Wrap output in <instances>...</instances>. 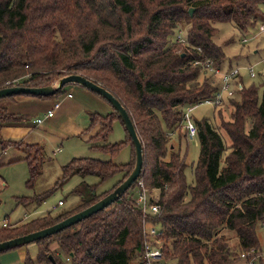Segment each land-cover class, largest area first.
<instances>
[{
  "label": "trees",
  "instance_id": "16d2710c",
  "mask_svg": "<svg viewBox=\"0 0 264 264\" xmlns=\"http://www.w3.org/2000/svg\"><path fill=\"white\" fill-rule=\"evenodd\" d=\"M262 20L264 0H0V88L46 85L65 74L81 73L112 91L128 109L144 150V169L120 198L36 240L38 253H27L24 264H146V222L162 228L158 238L166 264H236L243 259L241 252L262 250L257 226L264 222V90L260 93L257 84L246 87L240 74V97L237 91L214 106L215 121L193 118L201 149L194 181L187 180L185 157L171 141L175 133L179 139L191 137L181 131L185 109L218 89V77L205 62L224 70L239 65L233 64L238 54L229 56L224 45L215 42L216 23L256 33ZM180 32H185V41L177 40ZM259 74H264V61ZM63 88L40 96L60 95ZM22 117L0 106V131L1 123ZM115 119L121 121L114 107L106 115L93 112L83 131L99 126L87 141L110 159L73 157L53 187L32 198L44 200L74 174L96 175L103 181L122 173L114 185L92 195L96 184L83 181L84 187L73 190L82 198L76 206L1 226L0 241L53 225L95 203L129 175L136 151L123 121L128 138L108 142ZM1 141L14 147L23 143L5 140L0 132ZM128 144V162H115L112 157ZM25 146L30 169L26 184L33 185L41 173L43 147ZM141 182L160 188L158 213H144L133 196ZM225 229L237 237L236 245ZM54 242L59 246L53 247ZM257 264H263L261 257Z\"/></svg>",
  "mask_w": 264,
  "mask_h": 264
},
{
  "label": "rangeland",
  "instance_id": "374dc122",
  "mask_svg": "<svg viewBox=\"0 0 264 264\" xmlns=\"http://www.w3.org/2000/svg\"><path fill=\"white\" fill-rule=\"evenodd\" d=\"M216 26L218 27V31L214 36L215 42L218 41L219 43L223 44L225 47V51L229 56H232V54H238L237 57L233 60V64H239L238 66L241 67V75L245 78L246 87H248L249 84H257L260 86V93H262V91L264 90V74H259V71H261L264 61V32L260 33L258 26V36L257 34L253 35L255 33L253 32V30L243 33L236 26L229 22H217ZM254 31H256V29ZM182 33L185 36V32ZM245 37L247 38V42L243 41V38ZM227 40L232 41L230 44H225ZM256 46L258 47V51L255 52L253 51V48ZM251 65H254L256 71L255 76H251L250 72L248 71V67ZM237 91L238 92L236 93V98L240 97V90L238 89ZM102 99L106 101L103 97ZM106 102L109 103L108 101ZM215 110L216 109L213 105L204 103L203 105L195 108L192 111L191 116L192 119L194 117L201 118L203 116H207L215 121V118L213 116ZM35 115H25L24 119L27 122L32 123ZM214 124L217 125V122H214ZM250 124L251 118L248 119L247 127H249ZM181 131L184 132L185 129L182 128ZM88 136L89 135H87L86 137L82 136V138H72L64 144L61 150H59V148H57V146L52 143H47L45 147L43 146V158L40 162V168L42 166L41 173L37 176V179L34 181L33 185L26 184V180L29 177V169L26 161L2 163V160L4 159L3 157L5 156V152H3V157L0 161V181L2 180V178H5V180L7 181V186L0 189V220L5 216V214L10 216L9 220L11 222H16L19 218L28 220L37 218L38 216L44 215L48 212H50L51 214H56L69 210L73 208L77 203L81 202L82 198H80L78 194L74 193L73 190L76 186L83 184V181L89 184H96V190L91 191L92 195L96 192L99 193L100 191L112 187L114 183L122 176V173H116L112 177H109L103 181H100V177L96 175L81 176L79 174H74L70 178H68V180L65 181L61 186H59L57 189H54L51 194H49L44 200L37 201V199L32 198L35 197L36 194L53 187L55 182L62 176V166L66 164L71 158L75 156H91L95 158L99 157L102 159L111 158V155L108 153L102 152L99 149L95 150L90 148V143L87 142V139L89 138ZM126 136L123 125L120 123V121L116 120V122L113 123V130L109 134L108 142H119L124 140ZM178 136L173 135L171 141L175 143L176 147H180L181 152L184 155L186 163L188 165L186 169L187 180L189 182H192L194 181V165L201 150L199 139L197 136H194L193 138L184 136L179 139ZM28 142L30 141L28 140ZM18 147H21V150L7 146V148H9V150L7 149L9 151V157L7 156V154L6 157H8L9 159H13L15 153H18V156L21 154L25 155V144L21 143ZM130 155L131 151L129 150V145H123L119 149V152L116 153V155H114L112 158L117 163H126L130 159ZM88 191L89 189L88 187H86L85 193H87ZM149 191L152 196H155L158 200H160V188H150ZM22 195H29L28 197H30V201L26 203H19L18 200L17 205L15 199H17V196H19L18 198L20 199ZM133 196L138 197L137 188L133 190ZM60 200H62V203H60ZM224 231L230 237L229 240L231 244L236 245L238 243V240L237 237L234 236L233 232L227 229H225ZM257 236L260 240L262 249H264V222L258 223ZM24 246L28 247L29 251H26L27 253H29L32 257H36L38 253V245L36 244V242H30L28 244H25ZM56 246L59 245L57 244V242H54L53 247ZM21 249L22 248L17 247L0 252V264H24V259L22 258H24V255H26L27 253H25L24 255H20L19 250L22 251ZM164 261V264H166V259ZM243 263V259L240 258L236 261V264ZM167 264H173V262L169 261Z\"/></svg>",
  "mask_w": 264,
  "mask_h": 264
},
{
  "label": "crops",
  "instance_id": "0c3cea01",
  "mask_svg": "<svg viewBox=\"0 0 264 264\" xmlns=\"http://www.w3.org/2000/svg\"><path fill=\"white\" fill-rule=\"evenodd\" d=\"M257 33L258 32L254 33L253 35H256ZM257 48H258L257 46L254 47L253 51L255 52L258 51ZM63 89H64L63 93L57 96L53 95L50 97H42L38 95L33 96L28 94H20V95L4 97V99L0 100V106L7 108L8 111L11 113H15L18 115L22 114L23 116L36 114L32 120V123L27 122L24 119V117L20 118L19 120L5 121V123H1L2 124L0 131L1 137L5 140L22 139L24 144L37 143L42 147L43 146L45 147L47 143L50 144L52 143L55 144L57 148H59V150H61L64 144L67 143V141L71 140L72 138H77V137L82 138V136L86 137L87 135H89L88 137L90 138V136L99 128V126H97V128L91 132L88 133L83 132L91 122L90 114L93 112H98L100 114L106 115L112 112L113 106H110L109 103L104 101L102 97H100L97 93L95 94L93 91L89 90L88 88L82 85L67 84L64 86ZM56 103H58V105H56ZM51 109L54 112L50 116L49 111H51ZM38 117H40L42 121L38 122L36 120V118ZM116 120L117 119H115L114 122H116ZM173 135L175 136L177 134L175 133ZM125 136H126V132H125ZM126 138L124 140H126ZM28 140L30 142H28ZM0 145H1L0 161L1 158L3 157L2 153L5 152V156L3 157L4 159L2 160L3 161L2 163L10 162L12 160H16L12 163L26 161L29 169L28 161L24 158L26 156V153L25 155L21 154L19 156L18 153L17 154L15 153L13 159L8 158L9 148H7V146L16 148L18 150H21V147L20 148L14 147L10 145V143L7 141L5 142L1 141ZM129 150H130V145H129ZM6 154L8 157H6ZM29 174H30V169H29ZM6 183L7 181L5 180V178H2V180L0 181V189L7 186ZM28 196L29 195H27L26 197ZM18 197L19 196H17V199H15L17 205H18V200L19 203H23V202L26 203L30 201V199H26V198L19 199ZM9 217H10L9 215L5 214V216L1 218L0 227L2 226V223L4 221H7L8 224L11 226L19 225L27 221L24 220L23 218H19L18 221L11 222L9 220ZM19 248H22L21 249L22 251L19 250L20 255L21 254L24 255L29 251L27 246L24 247L20 246Z\"/></svg>",
  "mask_w": 264,
  "mask_h": 264
},
{
  "label": "water",
  "instance_id": "95a60500",
  "mask_svg": "<svg viewBox=\"0 0 264 264\" xmlns=\"http://www.w3.org/2000/svg\"><path fill=\"white\" fill-rule=\"evenodd\" d=\"M193 8H189V12L193 13ZM67 84H77L82 85L93 92L99 93L103 98H105L118 112L121 121L124 122L125 129L128 131V134L132 137L134 144V151H136V159L134 163V168L129 173V175L118 184L111 192L102 196L95 203L84 207V209L79 210L70 214L68 217L55 222L53 225L39 228V230L27 232L23 235L14 236L6 240L0 241V252L7 251L11 248H17L24 246L30 242H35L39 238L52 235L55 232L63 230L69 225L83 220L84 218L94 214L100 209L110 205L115 200L120 198L122 194L129 189V187L135 182V180L142 173L144 166V150H142V140L140 135H138L134 121L131 119L128 109L121 103V101L114 95V93L106 89L103 85L98 82H94L90 78L77 73H68L59 78L54 79L50 84L46 85H35L29 86L24 84L19 85H7L3 88H0V98L10 95H42L48 96L50 94L56 93L57 90L63 88ZM50 258H52L50 256Z\"/></svg>",
  "mask_w": 264,
  "mask_h": 264
},
{
  "label": "built area",
  "instance_id": "2783aa9c",
  "mask_svg": "<svg viewBox=\"0 0 264 264\" xmlns=\"http://www.w3.org/2000/svg\"><path fill=\"white\" fill-rule=\"evenodd\" d=\"M260 28L259 32H264V20L259 23ZM178 41H185L183 34L180 32L177 35ZM243 41L247 42V38H243ZM208 71L214 73L218 77V89L211 96L204 97L202 100L195 102L184 111V129L187 131L191 137L196 136L197 134V125L192 119V111L203 105L204 103L211 104L215 107L224 104L225 99L232 97L238 89L241 88V83L239 82V75L241 74V67L234 66L230 70H224L221 67H214L210 60L205 62ZM248 71L251 76L256 75L254 65L248 67ZM71 95V94H70ZM58 105V103H56ZM53 110L49 111V115L53 114ZM38 122L42 121L40 117L36 118ZM156 189V188H155ZM150 188L145 186L142 182L140 183L137 189V202L142 208L144 213H158L160 205L158 199L155 196H152L150 193ZM62 203V201H60ZM2 226H8V222L4 221ZM162 228L158 225H151L147 222L144 224V253L143 257L145 258L146 264H164V257L162 253L163 242L158 238L161 234ZM242 258L246 261V264H257L258 259L261 257L264 264V249L257 250L255 247L251 248L249 251H243L240 253Z\"/></svg>",
  "mask_w": 264,
  "mask_h": 264
}]
</instances>
